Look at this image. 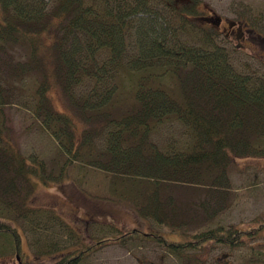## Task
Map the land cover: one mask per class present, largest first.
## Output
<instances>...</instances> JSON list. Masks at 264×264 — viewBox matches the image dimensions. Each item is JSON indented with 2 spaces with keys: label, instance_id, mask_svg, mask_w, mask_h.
I'll list each match as a JSON object with an SVG mask.
<instances>
[{
  "label": "trees",
  "instance_id": "obj_1",
  "mask_svg": "<svg viewBox=\"0 0 264 264\" xmlns=\"http://www.w3.org/2000/svg\"><path fill=\"white\" fill-rule=\"evenodd\" d=\"M199 4L0 0V79L7 86L31 82L33 115L57 141L62 159L47 171L44 160L24 156L9 141L0 119V256L18 255L21 231H34L45 217L61 222L49 224L53 240L37 243L38 256L53 260L19 264H84L96 247L118 240L90 244L53 210L29 205L32 177L43 184L63 180L72 163L110 175L117 201L179 238L139 230L123 237H148L193 263L199 260L191 253L206 244L235 249L264 234V222L239 229L212 218L227 208L234 158H264V77L234 66L216 30L198 21ZM55 92L64 107L57 106ZM8 101L0 85V107ZM174 122L185 138L157 144L156 130ZM100 131L104 144L97 146ZM177 185L202 192L179 196ZM64 235L79 245L63 249L56 240Z\"/></svg>",
  "mask_w": 264,
  "mask_h": 264
},
{
  "label": "rangeland",
  "instance_id": "obj_2",
  "mask_svg": "<svg viewBox=\"0 0 264 264\" xmlns=\"http://www.w3.org/2000/svg\"><path fill=\"white\" fill-rule=\"evenodd\" d=\"M197 1L200 3L198 5L200 15L204 12L202 10L211 9L218 15V19H223L222 26H225L226 22L231 23L229 33H226L222 26L216 29V42L230 53L234 66L238 69H250L258 76L264 77V0ZM179 2L187 3L189 0H179ZM198 21L201 25L203 24L202 26L206 25L204 20L199 18ZM0 70H4L3 66ZM26 81L24 87L18 80L9 81L13 85L7 86L0 79L2 89L9 96L8 103L0 107V119L4 121L3 127L6 128L5 134L9 141L21 154L36 155L44 160L47 171H55L56 167L62 164V159L58 155V143L42 128L41 119L33 115L32 84ZM19 94H21L20 99L17 97ZM54 97L59 108L66 105L65 99L59 92H55ZM99 133L95 140L97 146H102L105 131ZM183 138H185L183 128L175 122L159 127L152 136L157 144L168 140L177 142ZM68 173L69 176L63 180L57 181L51 178L47 184L32 177L36 184L33 194L28 199L29 205L33 208L53 210L64 223L73 227L81 235H86V242L90 244L92 241L104 238L112 239L116 236L122 238L125 233L135 230L141 233H160L168 238H179L171 233L169 228L158 225L151 219L138 216L129 205L117 201V198L110 194V175L89 166L82 168L80 163L70 164ZM228 174L230 185L226 199L227 208L212 215L213 221L226 228L239 229H246L264 222V158L235 157ZM191 188L177 185L174 190L179 196L185 195L184 192H202L201 188L199 190ZM215 223H211V226H215ZM49 224L60 227L61 222L45 217V220L34 224V231H32L34 234L21 231V249L18 255L8 251L0 256V264H19L21 259H30L29 261L36 263L52 261L51 256H38L37 245L38 241L53 240L51 239L52 230H48ZM206 224L201 229H207ZM119 238L120 241L112 239L96 247L86 256L84 264H149L150 262L251 264V258H258L254 264H264V234L259 238L244 241L235 249L215 243L206 244L202 251L191 253H195L198 258L199 261L196 263L189 261L186 256L178 257L177 254L148 237ZM56 241L65 250L79 245L78 241L65 235ZM51 255H57V253L53 252Z\"/></svg>",
  "mask_w": 264,
  "mask_h": 264
},
{
  "label": "flooded vegetation",
  "instance_id": "obj_3",
  "mask_svg": "<svg viewBox=\"0 0 264 264\" xmlns=\"http://www.w3.org/2000/svg\"><path fill=\"white\" fill-rule=\"evenodd\" d=\"M205 10H202L204 12L197 17V18H203L202 20H204V24H206L204 26H208L216 30L218 27H221L223 25V19L221 17H220L221 19H218L219 18L218 15L214 14L211 9H209L208 11L206 10L207 14L205 15ZM230 26H231V23L226 22V25L222 27L225 29L226 33L227 32L229 33L228 30L230 29Z\"/></svg>",
  "mask_w": 264,
  "mask_h": 264
},
{
  "label": "water",
  "instance_id": "obj_4",
  "mask_svg": "<svg viewBox=\"0 0 264 264\" xmlns=\"http://www.w3.org/2000/svg\"><path fill=\"white\" fill-rule=\"evenodd\" d=\"M200 20H202V18H200ZM149 264H157V263H154V262H150Z\"/></svg>",
  "mask_w": 264,
  "mask_h": 264
}]
</instances>
